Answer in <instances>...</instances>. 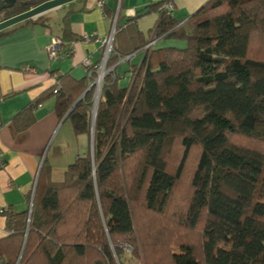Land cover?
Here are the masks:
<instances>
[{"label": "trees", "instance_id": "obj_1", "mask_svg": "<svg viewBox=\"0 0 264 264\" xmlns=\"http://www.w3.org/2000/svg\"><path fill=\"white\" fill-rule=\"evenodd\" d=\"M46 1L17 0L2 17ZM165 2L133 20L158 12L154 38L187 46L151 47L127 87L107 74L94 126L95 86L82 94L98 66L82 80L60 76L50 91L60 118L74 105L76 135L94 128V153L64 171L44 161L31 216L7 213L11 235L0 255L9 263L127 264L122 245L137 241L140 201L164 219L171 264H264V0H209L182 23L160 10ZM136 42L133 51L148 43ZM133 51L113 47L107 68ZM32 113L30 106L17 119Z\"/></svg>", "mask_w": 264, "mask_h": 264}, {"label": "crops", "instance_id": "obj_2", "mask_svg": "<svg viewBox=\"0 0 264 264\" xmlns=\"http://www.w3.org/2000/svg\"><path fill=\"white\" fill-rule=\"evenodd\" d=\"M167 0H75L24 21L0 34V246L5 248L10 232L7 213L30 210L37 178L45 160L56 171H64L79 155L91 150L89 135H76L70 119L60 118L57 97L49 94L59 86L60 76L74 80L88 77L85 59L99 67L106 54L103 40L118 21L122 34L114 35L113 47L133 51L137 38L148 43L138 51L121 57L112 68L119 87H127L143 63L159 23L158 12L133 20L142 9ZM209 0H173V17L188 20ZM10 9V8H9ZM8 10L5 9L4 12ZM2 16V14L0 13ZM153 33V34H152ZM90 37L89 41L84 36ZM65 43V51L53 58L49 48L54 38ZM149 39V41H148ZM163 45V46H160ZM167 46L158 40L154 48ZM85 93V92H84ZM83 96V94H82ZM36 105V106H35ZM33 107L31 115L21 116ZM30 117L33 123L27 124Z\"/></svg>", "mask_w": 264, "mask_h": 264}, {"label": "rangeland", "instance_id": "obj_3", "mask_svg": "<svg viewBox=\"0 0 264 264\" xmlns=\"http://www.w3.org/2000/svg\"><path fill=\"white\" fill-rule=\"evenodd\" d=\"M153 40H155V42L157 41L156 38H152ZM164 44L167 46H179V47H186L187 43L184 40L181 39H174V38H166L163 40ZM152 43V40L149 42L148 45L149 48L153 47V45L155 44ZM152 43V44H151ZM147 45V46H148ZM163 46V45H160ZM158 46V47H160ZM148 48V49H149ZM101 69V68H100ZM113 69L107 68V72H111ZM99 71V70H98ZM99 73V72H98ZM99 78V75H96V77L91 80V85L95 84V90H94V104H93V121L95 118V111L98 107L99 104V100L101 97V91H102V86L103 83L105 81H102L103 83L100 85L99 83H97ZM90 85V86H91ZM94 123V122H93ZM94 126V125H93ZM92 132L93 130L91 129V135H89L92 138ZM263 148L264 150V143L259 145ZM92 148V147H91ZM68 194L65 195V197H67ZM140 201H138V203H135V215H139L138 216V220L137 222V235H136V239L137 241L135 243H131V242H126L123 243V255H124V259L125 262L127 264H151L152 262H160L161 264L164 262L165 264H171L166 256L164 257V249L166 248V244H169V234H167V236L163 239H165V243L161 241L160 239V234L162 233V231L164 230L163 224H165V222L163 221L164 219H162L161 217H159L158 215H155L149 211H147L143 205L141 203H139ZM178 209V204L177 202H175L170 211L172 213V211H175ZM31 216V215H30ZM163 227V228H161ZM159 237V240H157L159 242V246L161 247V251H158V248H154L153 245L151 244L152 241L157 237ZM92 259H96L97 258V254L96 253H92ZM159 259H162L161 261H158ZM35 260V259H34ZM19 261V260H18ZM168 261V263H167ZM25 262V261H24ZM27 263H29V261H26ZM119 264L120 261L118 260ZM35 264H47L46 261L43 258H38L35 260Z\"/></svg>", "mask_w": 264, "mask_h": 264}, {"label": "built area", "instance_id": "obj_4", "mask_svg": "<svg viewBox=\"0 0 264 264\" xmlns=\"http://www.w3.org/2000/svg\"><path fill=\"white\" fill-rule=\"evenodd\" d=\"M160 10H164V11H173L174 10V3L173 1L169 0V1H166L161 7H160ZM116 33V22H115V27L111 33V35L109 37H106L104 40H103V44L105 46V50H106V54L105 56L103 57L102 59V62H101V66L99 69V78H98V81L97 83H99L100 85L103 83L102 81L104 80V78L106 77L107 74H109V72H107V63H108V59H109V56L113 50V40H114V35ZM84 40L85 41H89L90 40V37L85 35L84 36ZM155 40L152 39V43H154ZM151 43V44H152ZM150 45H148L146 48H149ZM49 51H50V55L53 57V58H56L57 56H60L61 55V52L62 51H65V43L64 41L59 38V37H56L54 38L50 48H49ZM65 54H72V50H67L66 48V51H65ZM85 65L88 67V71H89V77L92 73V65H91V62L89 61V59H85ZM0 164L3 165V159H2V154L0 153ZM5 212H8V209L7 208H2L0 209V213H5ZM0 264H11L8 262V260L3 257L2 255H0ZM16 264H19V261L16 263Z\"/></svg>", "mask_w": 264, "mask_h": 264}, {"label": "water", "instance_id": "obj_5", "mask_svg": "<svg viewBox=\"0 0 264 264\" xmlns=\"http://www.w3.org/2000/svg\"><path fill=\"white\" fill-rule=\"evenodd\" d=\"M16 1L17 0H0V12H2L5 9H9V8L13 7L15 5ZM73 1H75V0H48V1L42 3L38 6H35L31 9H29L28 11H25L23 13H20L18 15L13 16V17L1 20L0 21V31L11 28V27L18 25L24 21L35 18V17H37V16H39L45 12H48L54 8H57V7H61L63 5L71 3ZM94 85L92 84L91 86H89V88L85 91V93L83 95H85L86 92L90 88H92V86H94ZM73 108H74V105L70 109L69 113L64 117V120L66 118H68V115L70 114V112L72 111ZM96 113H97V109L95 111V118L93 121L94 122L93 125L95 124ZM93 153H94V128H93V132H92V154ZM34 194H35V192H34ZM32 208H33V201L31 203L30 210H29L30 215L32 213Z\"/></svg>", "mask_w": 264, "mask_h": 264}, {"label": "flooded vegetation", "instance_id": "obj_6", "mask_svg": "<svg viewBox=\"0 0 264 264\" xmlns=\"http://www.w3.org/2000/svg\"><path fill=\"white\" fill-rule=\"evenodd\" d=\"M0 13H1L2 16H3V13H2V12H0ZM2 16L0 15V21L6 19V18H4V17H2Z\"/></svg>", "mask_w": 264, "mask_h": 264}]
</instances>
